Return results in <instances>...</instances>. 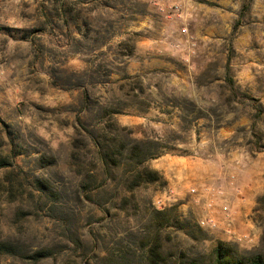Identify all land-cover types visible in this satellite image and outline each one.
I'll use <instances>...</instances> for the list:
<instances>
[{"label":"rangeland","instance_id":"rangeland-1","mask_svg":"<svg viewBox=\"0 0 264 264\" xmlns=\"http://www.w3.org/2000/svg\"><path fill=\"white\" fill-rule=\"evenodd\" d=\"M91 137L146 142L163 182L127 191L133 163L108 179ZM0 158V264L264 256V205L241 243L161 213L198 227L204 187L264 195V0H0Z\"/></svg>","mask_w":264,"mask_h":264},{"label":"trees","instance_id":"trees-1","mask_svg":"<svg viewBox=\"0 0 264 264\" xmlns=\"http://www.w3.org/2000/svg\"><path fill=\"white\" fill-rule=\"evenodd\" d=\"M91 144L95 148L99 165L102 166L105 176L111 179L112 174L119 172L120 161L119 156L126 155L127 163H133L134 167L129 171V177L125 180L126 190L131 191L135 188L148 184H157L163 182L161 175L152 169L144 166L148 159L157 156L151 155L148 151V145L142 140H132V143L122 141H111L114 145H110L108 141L99 142L91 137ZM147 154L151 156H146ZM147 157V158H146ZM6 167L5 158H0V169ZM130 168V166H128ZM116 169V170H114ZM264 205V195L256 201V207L253 213L259 211V206ZM160 213V212H158ZM157 213V214H158ZM161 213L166 214V223L168 227L183 232L185 236L191 240H204V231L196 227L190 220H181L174 208H169ZM159 220V219H158ZM261 242H264V230L261 236ZM159 244L154 241L148 251L147 257L150 264H264V256L262 254L252 255L250 253L240 254L236 248L226 243L218 242L216 246L207 254L204 253H179V256L170 255L167 260ZM172 258H175L173 261ZM178 258V259H177Z\"/></svg>","mask_w":264,"mask_h":264},{"label":"built area","instance_id":"built-area-1","mask_svg":"<svg viewBox=\"0 0 264 264\" xmlns=\"http://www.w3.org/2000/svg\"><path fill=\"white\" fill-rule=\"evenodd\" d=\"M230 184H233L234 175H229ZM203 191L206 193L201 196L204 199L203 210L201 216L196 220V225L205 231H222L229 239L235 243L248 242L247 235L237 234L232 227V214L229 206L225 203L222 197L221 189H211L204 187ZM190 193L196 196H200L197 187H193ZM158 205H163L162 201L157 202ZM217 210L221 214L217 215Z\"/></svg>","mask_w":264,"mask_h":264},{"label":"crops","instance_id":"crops-1","mask_svg":"<svg viewBox=\"0 0 264 264\" xmlns=\"http://www.w3.org/2000/svg\"><path fill=\"white\" fill-rule=\"evenodd\" d=\"M222 197L230 207L232 214V224L239 232H247L253 228L252 215L255 208V197L248 198L243 195H235L230 191L222 190ZM217 215H221L217 210Z\"/></svg>","mask_w":264,"mask_h":264}]
</instances>
